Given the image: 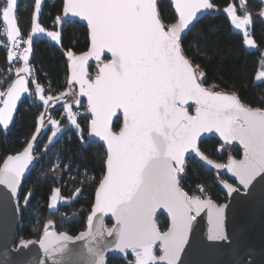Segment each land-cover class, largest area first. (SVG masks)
<instances>
[{
    "label": "snow or ice",
    "instance_id": "6c2138e0",
    "mask_svg": "<svg viewBox=\"0 0 264 264\" xmlns=\"http://www.w3.org/2000/svg\"><path fill=\"white\" fill-rule=\"evenodd\" d=\"M237 3L243 15L238 14ZM172 5L177 14L174 18L162 14L158 0H63L62 14L55 17L54 25L67 26L69 16L85 21L90 47L79 55L67 50V88L58 95L49 92L46 96L29 64L33 37L44 34L60 44L62 31L41 25L42 0H34L30 34L24 38L15 14L17 0L0 4L3 34L11 44L6 46L8 73H12L14 62H23L15 68V78L7 87H0V125L9 127L17 102L23 93H28L43 102L36 133L50 125L49 145L61 131L60 121L50 114L61 101L64 117L74 126L81 142L87 143L77 120L79 113L73 111V105L84 106L81 97H86L85 111L91 115L88 137L98 138L106 146L103 176L88 217V232L76 237L88 236L90 245L96 242L95 247L88 248L94 257L91 264H106L109 250L125 255L130 250L134 255L131 264H177L191 222L204 208L215 214L216 227L208 238L228 240L223 227L227 205L202 199L206 194L202 186L198 188L201 195H189L180 186L186 154H194L217 170L226 169L245 189L257 174L264 173V107L244 103L236 91L217 90L215 83L206 87L204 69L186 55L183 46V34L190 30L198 13L222 11L231 25L243 32V44L256 47L249 31L253 17L247 0H229L222 9L213 0H172ZM259 15L264 17V9ZM21 45L26 47L21 49ZM90 59L96 62L94 75L89 72ZM30 77L34 91L29 87ZM261 78L264 70L256 76L257 80ZM7 79H0V85ZM74 85L79 86L78 91ZM113 117L120 123L118 130H114ZM211 132L218 133L224 144L238 141L244 158L229 157L226 164H221L205 156L198 141L203 133ZM36 140L34 134L22 151L3 159L0 184H6L13 194L33 161ZM223 185L228 196L240 192L227 181ZM80 192L76 189V195ZM30 195H26V201ZM59 196L60 189H53L49 207L56 205ZM161 208L171 216L167 231H161L154 219ZM97 213H110L115 218L112 228H105L102 220L94 223ZM105 232L114 240L101 247ZM157 242L163 251L159 257L153 254Z\"/></svg>",
    "mask_w": 264,
    "mask_h": 264
},
{
    "label": "trees",
    "instance_id": "16d2710c",
    "mask_svg": "<svg viewBox=\"0 0 264 264\" xmlns=\"http://www.w3.org/2000/svg\"><path fill=\"white\" fill-rule=\"evenodd\" d=\"M39 22L48 30L62 31L60 44L44 36H34L32 53L29 64L34 69L35 79L45 88V95L49 92L58 95L67 88V50L71 49L79 55L86 52L89 46L86 26L66 19V24L54 25L55 17L62 14L63 0H42ZM4 0H0L3 4ZM222 9L229 0H213ZM233 2H236L233 0ZM158 7L166 17L174 18V12L168 0H158ZM238 13L243 14L237 3ZM247 9L252 14L253 23L249 28L256 47L247 50L243 44V35L234 31L229 19L222 11H213L196 22L183 37V46L194 63L199 64L206 73L205 86L215 83L217 90L224 92L236 91L241 100L253 107H264V80L256 81V76L264 66L262 53L264 50V23L259 18L261 4L256 0H247ZM34 11V0H17L15 14L24 38L30 34V26ZM2 20L0 18V44L6 43L2 36ZM7 50L0 48V79L7 76V82L0 87H7L11 79L15 78V68L22 64H14L12 73L8 70L10 64ZM95 67L90 65L89 72L94 75ZM30 88L34 89L31 84ZM82 115L78 123L84 130L82 143L74 127L67 124L63 116V107H55L50 114L60 121L61 131L58 137L48 145L50 128L42 127L36 133L38 117L44 111L42 101L37 96L29 95L18 107L15 121L4 130L0 127V166L8 155L20 152L26 142L35 134V166L22 183L18 194L20 224L15 243L20 241L39 240L47 229H54L58 233L76 236L86 229L88 217L93 205L94 192L98 181L103 176V161L105 151L101 144L89 139L87 126L90 117L85 113L86 104L81 100ZM74 107V106H73ZM74 107L73 109H75ZM120 123H114V130H118ZM48 145V146H47ZM221 144L214 138L203 140L199 144L200 150L215 162L224 163L229 157L239 158L240 150L236 148L228 152L219 148ZM219 148V150H218ZM57 157L60 161L58 169L51 170V164ZM67 170L63 171V167ZM217 175L213 170L202 167L192 158H187L185 172L180 178V186L189 195H201L198 188L202 186L206 194L201 198L211 199L215 204L225 202V196L217 185ZM59 188L62 198L71 199L66 204L59 205L56 211L48 208L53 189ZM81 189L76 195V189ZM31 193L26 201V195ZM49 221L53 223L48 224ZM110 225V221L106 222ZM156 223L161 231H166L168 221L159 214ZM133 259L109 258L106 264H131Z\"/></svg>",
    "mask_w": 264,
    "mask_h": 264
},
{
    "label": "water",
    "instance_id": "95a60500",
    "mask_svg": "<svg viewBox=\"0 0 264 264\" xmlns=\"http://www.w3.org/2000/svg\"><path fill=\"white\" fill-rule=\"evenodd\" d=\"M168 1L171 4L174 15L176 16L177 14L175 13V9L172 5V0ZM256 1L261 4V9H264V0ZM207 14L209 13H198L197 20L194 21L193 25ZM259 18L264 23V17L259 15ZM66 19L78 22L87 28L86 22L80 20L78 17L69 16ZM192 26H190V28ZM188 31L189 30L183 34V37L188 33ZM88 41L89 49V35ZM107 57L110 58V54H107ZM262 57L264 58V50ZM95 63L96 62L93 59H90L88 62L89 67L90 65H94L95 67ZM68 76L69 68L67 65V78ZM74 88L78 91L79 86L74 85ZM28 96V93H23L21 100L17 102V109L14 112L13 121L10 123L8 128H10V126L14 123L16 113L21 102ZM81 99L84 100L87 105L86 97H81ZM61 105H63V101L56 104L55 107ZM87 114L91 119L90 113ZM117 115L119 116V113ZM116 121L117 118L113 117V125ZM0 127L4 130L8 129H5L3 125H0ZM209 138H214L220 144H224L218 133L211 132L203 133L201 135L198 141V146L200 142ZM92 140L97 142L98 138H93ZM98 143L103 146L106 153V146L103 142L98 141ZM224 146H237L240 149V158H232L236 160H242L244 158L243 147L238 141H233L230 144H224ZM35 147L36 143L34 142L33 161L29 165V168L25 171L21 183L17 187L16 194H13L12 190L6 184H0V264H45V262L46 264H91L94 257L89 253L88 248L89 246L95 247L96 242L92 241L90 245L88 236H85L82 239H76V237L80 236L81 233L88 232V223L86 229L78 233L76 236H70L66 233H58L54 229H47L41 235L39 240L20 241L17 244L15 243L17 230L20 224L18 194L22 183L35 166ZM189 157L198 162L202 167L213 170L217 174L227 178L229 180L227 183L240 188V192L238 194L234 193L232 196H228L227 189L224 188L223 185L224 180H219L217 182L219 189L226 197V201L219 205H227V208L225 209L223 227L225 234L228 236V240L215 241L208 238L209 235L214 232L216 227L215 214L214 210L204 208L191 222V228L188 232L187 241L180 252L177 264H264V173L257 174L250 182L248 188L245 189L239 184L238 179L226 169L217 170L214 167L207 165L205 161H202L194 154H186L185 159L187 160ZM228 159L221 164H226ZM2 166L3 162L0 167ZM183 174L184 173L180 174V178ZM95 192L93 205L95 202ZM159 214H162L167 219L169 227L171 225V216L167 210L163 208L158 209L154 217L155 221ZM100 220L103 221L105 228H112L115 223V218L112 217L110 213H97V216L94 217V223H98ZM107 221H110L111 224L107 225ZM66 237H71V239H67ZM97 240H100V238L97 237ZM113 240L114 236H108L105 232L101 247H103V243H109ZM41 241H43V246L41 245ZM153 254L156 257L163 255L159 242L154 245ZM128 256L134 260V255L130 252V250L127 255L113 250H109L105 254L106 263L109 258L125 259ZM160 264H166V262H160Z\"/></svg>",
    "mask_w": 264,
    "mask_h": 264
},
{
    "label": "rangeland",
    "instance_id": "374dc122",
    "mask_svg": "<svg viewBox=\"0 0 264 264\" xmlns=\"http://www.w3.org/2000/svg\"><path fill=\"white\" fill-rule=\"evenodd\" d=\"M3 3H4V2H3ZM238 14H239V13H238ZM225 15H226V14H225ZM240 15H243V14H240ZM228 19H229V21H230V18H228ZM1 20H2V18H1ZM2 24H3V23H2ZM230 24H231V23H230ZM3 27H4V26H3ZM60 27H61V25L58 26V30H60ZM231 27H232V29H233L234 31H236V32H238V33H241V34L243 35V32H242L241 30H237V29H235L234 26H232V25H231ZM249 28H250V27H249ZM39 35L44 36V37H47V36H45L44 34H38V35H36V36H39ZM55 43H56V42H55ZM244 46H245V48H246L247 50H253V49H255V47L253 48V47H250V46H247V45H244ZM262 70H264V66H263ZM261 80H264V78H261L260 80H257V79H256V81H261ZM30 90L34 91V89H31V88H30ZM34 96H35V95H34ZM37 99L39 100L38 97H37ZM68 99L71 100L72 98L69 97ZM81 100H82V99H81ZM42 103H43V102H42ZM73 106L76 107L75 109H73V111H76V109H77V111H78V110H81L79 106H76V105H73ZM62 107H63V105H62ZM74 107H73V108H74ZM77 119H78V117H77ZM68 125H69V124H68ZM69 126H71V125H69ZM71 127H72V126H71ZM47 128H50V130H51V126H50V125H48ZM50 134H51V133H50ZM58 135H59V132H58L57 136L53 139V142H54L55 139L58 137ZM48 145H49V143H48ZM48 145H47V146H48ZM227 150H228V152L231 151V149H229V148H227ZM57 165L60 166V161H59V159H58L57 157H55V159L53 160V163L51 164V170H52V169H53V170L58 169L59 167H57ZM62 169H63V171H66V170H67L66 167H63ZM70 200H71V199L62 198L61 195H60V196H59V199H58V201H57V203H56V205H55L54 207H49V204H50V199H49L48 208H49V210H51V211H56V210L58 209L59 205H61V204H66V203H68Z\"/></svg>",
    "mask_w": 264,
    "mask_h": 264
},
{
    "label": "built area",
    "instance_id": "2783aa9c",
    "mask_svg": "<svg viewBox=\"0 0 264 264\" xmlns=\"http://www.w3.org/2000/svg\"><path fill=\"white\" fill-rule=\"evenodd\" d=\"M42 2H43V1H42ZM2 36L6 38V35L3 34V26H2ZM47 38H48V37H47ZM48 39H50V38H48ZM6 40H7V39H6ZM6 46H11V44H10L9 41H6V43H1V44H0V48H1V49H5V50H7V47H6ZM23 47H26V45H21V49H22ZM14 64H23V62H22V61L14 62ZM78 113H79L78 117H79L80 115L83 114V112H81V111H79V110H78ZM85 113H87V112H85Z\"/></svg>",
    "mask_w": 264,
    "mask_h": 264
},
{
    "label": "flooded vegetation",
    "instance_id": "af4514ba",
    "mask_svg": "<svg viewBox=\"0 0 264 264\" xmlns=\"http://www.w3.org/2000/svg\"><path fill=\"white\" fill-rule=\"evenodd\" d=\"M223 147H224L225 149L229 148V149L232 150V149L236 148L237 146H223ZM237 149L240 150L238 147H237ZM239 158H240V157H239ZM239 158H236V159H239ZM216 175H217L218 181H219V180L229 181L227 178H225V177H223V176H221V175H219V174H217V173H216ZM218 181H217V182H218ZM222 193H223V192H222ZM224 196H225V195H224ZM225 201H226V197H225Z\"/></svg>",
    "mask_w": 264,
    "mask_h": 264
},
{
    "label": "crops",
    "instance_id": "0c3cea01",
    "mask_svg": "<svg viewBox=\"0 0 264 264\" xmlns=\"http://www.w3.org/2000/svg\"><path fill=\"white\" fill-rule=\"evenodd\" d=\"M3 26V25H2ZM76 111H77V109H76ZM62 117H64V115L62 116ZM65 118V117H64ZM65 120H66V122H67V124H69V125H71L70 123H69V121L65 118ZM72 126V125H71ZM61 127V126H60ZM72 127H74V126H72ZM60 132V131H59Z\"/></svg>",
    "mask_w": 264,
    "mask_h": 264
}]
</instances>
